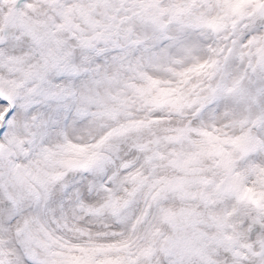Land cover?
<instances>
[{"label": "snow or ice", "instance_id": "snow-or-ice-1", "mask_svg": "<svg viewBox=\"0 0 264 264\" xmlns=\"http://www.w3.org/2000/svg\"><path fill=\"white\" fill-rule=\"evenodd\" d=\"M0 264H264V0H0Z\"/></svg>", "mask_w": 264, "mask_h": 264}]
</instances>
